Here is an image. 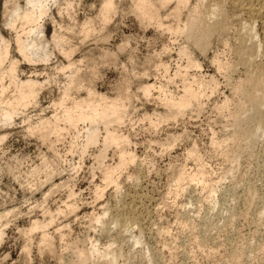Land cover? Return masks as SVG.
<instances>
[{
  "label": "rangeland",
  "instance_id": "1",
  "mask_svg": "<svg viewBox=\"0 0 264 264\" xmlns=\"http://www.w3.org/2000/svg\"><path fill=\"white\" fill-rule=\"evenodd\" d=\"M103 1L54 7L63 42L47 20L45 52L28 60L2 27L0 0L10 41L0 63V264H264V134L251 139L264 130V56L240 63L245 18L229 8L205 52L167 31L176 22L164 10L165 28L142 23L131 0H114L104 24ZM12 67L17 84L38 85L9 120ZM187 90L198 100L173 108ZM104 100L125 104L120 124L78 119ZM46 126L57 132L42 138ZM110 134L126 141L108 147Z\"/></svg>",
  "mask_w": 264,
  "mask_h": 264
},
{
  "label": "bare ground",
  "instance_id": "2",
  "mask_svg": "<svg viewBox=\"0 0 264 264\" xmlns=\"http://www.w3.org/2000/svg\"><path fill=\"white\" fill-rule=\"evenodd\" d=\"M21 1L22 0H4L1 17L2 27L6 31L8 30L9 33L11 32L15 34L14 41L16 43L17 52L26 59L33 60L31 56L41 55L45 52V45L48 43V37H46L47 20L50 21V24L55 28L52 41L58 45L63 42L62 39H64V35L58 32V28L62 29V26L58 23L57 18L52 13V9L60 5L69 6L71 0H24V5L20 3ZM173 2H175V6L170 7ZM131 3L134 5L136 16L139 20H142V23L144 21H148L149 23L152 22L158 25V28L164 27L162 15L160 14L162 10L165 11L164 15L166 17L169 18L174 16V21L176 24L175 26L168 25L169 27H166L167 31L175 35H182V37L185 36L186 39L191 41L196 48L198 47L199 50L205 52L209 49L211 39L216 35L218 36L219 34L224 33L228 28L229 25L227 20L230 19H228L229 14H226V12L229 13L230 11L227 10L230 8L231 11L236 15L239 14L245 18V31L240 36L241 44L238 48L240 63L246 66H256V64H258V59L264 56V0H203L200 4H196L197 6H193L191 8L189 5L191 4L189 0H158L157 3H154L152 0H131ZM188 6L190 8L189 10ZM101 7L102 10L100 14L104 24H107L109 19H111L113 16L112 13L115 12V10L118 11L116 8L117 6H115L114 0H104ZM186 8L188 10V12L186 11L187 14L184 12V9ZM135 11L132 13H135ZM182 11L185 14L184 17L182 15ZM82 26L87 34L90 35V33L93 32L91 23L85 22L82 24ZM257 29H259L260 33ZM4 37V34L0 32V63L6 60L10 53V41H7ZM257 37H261V42L256 41ZM247 50H249L250 54H247ZM38 61H44V57L38 58ZM9 70V76L12 80L11 84L13 83L14 85H18L16 88L17 96L15 95V104H13V102L11 103L10 101L12 106L6 110L4 115L5 118L12 120L16 114L15 110H19L20 108L27 106L29 102L36 98L37 93L34 87L38 85V82L28 81L24 84H17L18 82L15 78V69L12 67ZM258 78L255 79L256 86L260 85L262 82ZM1 80L2 79L0 78V83ZM4 87L2 93H5ZM6 89L7 88H5V90ZM144 90V93H146L148 89L145 88ZM197 98L198 95L190 90H187L185 91L184 96L179 101H177L176 104H172V107L176 109H188L194 100H198ZM90 99L88 100L89 102H86L87 107H91L93 104ZM106 101L107 100H104V102L101 103V100L100 103H97L94 109L97 113L96 115L90 118L88 117L89 114H81L78 116V119L82 121L89 119L96 122L102 121L110 125L120 124L123 121L124 115L127 111L126 107L124 106L125 104H119L121 105V107H119L120 111L118 113H114L115 108L119 105H117V102L108 103ZM83 107V104H78L75 108L82 109ZM262 107L263 105H260L255 101L253 102V110H255L257 114H261ZM100 109H103V114L99 113ZM70 122L75 123L77 120L70 119ZM260 131H262L264 134L262 126L257 128V131L252 134L251 139H255ZM56 132V129L52 130L48 126L39 131L42 138H44V136L46 137V134L50 135ZM120 137L121 136H115V134L108 135L106 142L107 146L111 147L113 145L122 144L125 138L123 140L122 137ZM94 138L95 136L91 138V142L94 141ZM126 163H128V161L123 159V161H121L120 167H125L127 165ZM116 170L117 168H112L106 172V178L109 183L114 181ZM116 222H118V220H116ZM120 223L122 222L120 221L119 224ZM127 226L129 227V225ZM0 235L2 237V233H0ZM84 257L85 255L83 258H81V260H84Z\"/></svg>",
  "mask_w": 264,
  "mask_h": 264
}]
</instances>
